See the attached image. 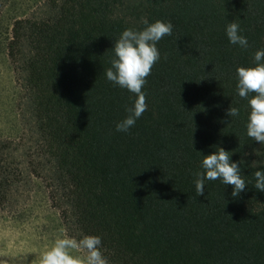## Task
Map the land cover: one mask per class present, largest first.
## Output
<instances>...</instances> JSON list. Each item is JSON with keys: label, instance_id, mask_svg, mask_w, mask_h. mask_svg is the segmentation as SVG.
<instances>
[{"label": "trees", "instance_id": "trees-1", "mask_svg": "<svg viewBox=\"0 0 264 264\" xmlns=\"http://www.w3.org/2000/svg\"><path fill=\"white\" fill-rule=\"evenodd\" d=\"M142 17L171 22L172 34L156 45L147 110L116 132L133 95L104 70L113 41ZM230 21L247 50L229 44ZM262 48L264 0H48L43 16L14 21L7 55L23 74L49 200L68 236H99L108 264H264V193L253 187L264 144L246 135L235 72ZM11 143L0 141V209L19 179ZM214 145L241 167L247 186L235 197L219 180L196 195L201 154Z\"/></svg>", "mask_w": 264, "mask_h": 264}, {"label": "clouds", "instance_id": "clouds-1", "mask_svg": "<svg viewBox=\"0 0 264 264\" xmlns=\"http://www.w3.org/2000/svg\"><path fill=\"white\" fill-rule=\"evenodd\" d=\"M141 28H125L113 41L110 67L104 70L107 81L113 86L127 90L133 95L127 115L115 123V131L127 133L147 110L145 94L142 91L146 78L155 63L160 60L157 43L172 34L171 22L156 20L149 22L142 17ZM225 36L231 45L242 50L249 47L247 38L242 34L239 23L230 21L225 26ZM237 95L247 100L248 114L245 124L246 135L260 145L264 144V48L257 49L252 57V65L238 66L235 70ZM228 117L239 116V109L229 107ZM214 151L202 155L200 171L194 175L196 195H203L205 181L219 180L224 185L232 186L233 197L244 191L247 184L241 174L238 162L230 159L232 153L219 146H212ZM231 153V154H230ZM253 187L264 193V166L253 173ZM99 236L84 235L81 239L60 238L40 254V264H108L101 250ZM72 250L84 255H73Z\"/></svg>", "mask_w": 264, "mask_h": 264}, {"label": "rangeland", "instance_id": "rangeland-1", "mask_svg": "<svg viewBox=\"0 0 264 264\" xmlns=\"http://www.w3.org/2000/svg\"><path fill=\"white\" fill-rule=\"evenodd\" d=\"M47 2L0 0V141L12 142L8 161L19 173L0 209V264H40V254L55 240L70 238L49 200L50 174L37 156L36 135L24 101L23 74L6 49L14 21L43 16Z\"/></svg>", "mask_w": 264, "mask_h": 264}]
</instances>
